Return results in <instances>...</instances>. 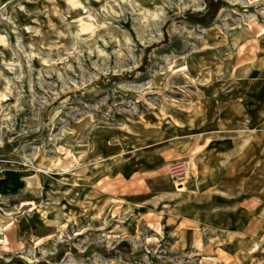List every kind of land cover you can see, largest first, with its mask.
<instances>
[{
    "label": "rangeland",
    "instance_id": "rangeland-1",
    "mask_svg": "<svg viewBox=\"0 0 264 264\" xmlns=\"http://www.w3.org/2000/svg\"><path fill=\"white\" fill-rule=\"evenodd\" d=\"M0 164V264H264V0H7Z\"/></svg>",
    "mask_w": 264,
    "mask_h": 264
},
{
    "label": "bare ground",
    "instance_id": "bare-ground-1",
    "mask_svg": "<svg viewBox=\"0 0 264 264\" xmlns=\"http://www.w3.org/2000/svg\"><path fill=\"white\" fill-rule=\"evenodd\" d=\"M6 1H7V0H0V6L3 5ZM83 29H84V30H90V29H91V24H86V25L83 27ZM0 167H9V165H7V164H0ZM60 175L64 176L65 173L60 174ZM71 216L75 218L76 214L73 213Z\"/></svg>",
    "mask_w": 264,
    "mask_h": 264
},
{
    "label": "built area",
    "instance_id": "built-area-1",
    "mask_svg": "<svg viewBox=\"0 0 264 264\" xmlns=\"http://www.w3.org/2000/svg\"><path fill=\"white\" fill-rule=\"evenodd\" d=\"M183 167H186V166H183ZM183 167H172L171 168V171L173 172V173H176L177 172V169H179V168H183Z\"/></svg>",
    "mask_w": 264,
    "mask_h": 264
}]
</instances>
